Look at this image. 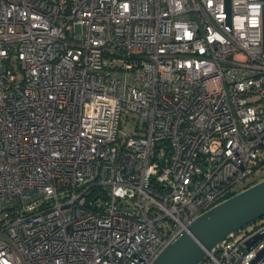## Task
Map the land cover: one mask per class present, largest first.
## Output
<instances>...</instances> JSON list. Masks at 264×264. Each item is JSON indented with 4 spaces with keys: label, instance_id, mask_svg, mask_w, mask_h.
Here are the masks:
<instances>
[{
    "label": "built area",
    "instance_id": "1",
    "mask_svg": "<svg viewBox=\"0 0 264 264\" xmlns=\"http://www.w3.org/2000/svg\"><path fill=\"white\" fill-rule=\"evenodd\" d=\"M263 4L0 0V264H152L255 185ZM263 229L209 260L264 264Z\"/></svg>",
    "mask_w": 264,
    "mask_h": 264
},
{
    "label": "water",
    "instance_id": "2",
    "mask_svg": "<svg viewBox=\"0 0 264 264\" xmlns=\"http://www.w3.org/2000/svg\"><path fill=\"white\" fill-rule=\"evenodd\" d=\"M225 6L228 12L226 25L230 28L231 0H225ZM262 219H264V179L193 221L152 264H203L227 238ZM263 238L264 229L246 242L248 249L254 247Z\"/></svg>",
    "mask_w": 264,
    "mask_h": 264
},
{
    "label": "rangeland",
    "instance_id": "3",
    "mask_svg": "<svg viewBox=\"0 0 264 264\" xmlns=\"http://www.w3.org/2000/svg\"><path fill=\"white\" fill-rule=\"evenodd\" d=\"M132 117H130L129 120H125L123 119L121 125H120V137L121 138H125V136L127 135H131V134H135V122L134 120H131ZM264 170V167H263ZM264 179V173L262 174V177L258 178L256 180V183H259L261 181H263ZM264 221V219H263ZM203 264H212V262L210 260H207L206 262H204Z\"/></svg>",
    "mask_w": 264,
    "mask_h": 264
}]
</instances>
